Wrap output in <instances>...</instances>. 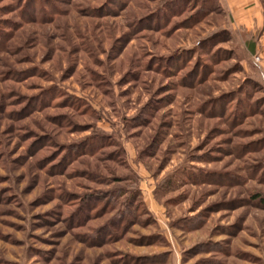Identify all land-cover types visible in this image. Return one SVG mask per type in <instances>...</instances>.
<instances>
[{
	"label": "rangeland",
	"instance_id": "1",
	"mask_svg": "<svg viewBox=\"0 0 264 264\" xmlns=\"http://www.w3.org/2000/svg\"><path fill=\"white\" fill-rule=\"evenodd\" d=\"M25 1L0 0V264H264V84L223 0Z\"/></svg>",
	"mask_w": 264,
	"mask_h": 264
},
{
	"label": "crops",
	"instance_id": "2",
	"mask_svg": "<svg viewBox=\"0 0 264 264\" xmlns=\"http://www.w3.org/2000/svg\"><path fill=\"white\" fill-rule=\"evenodd\" d=\"M220 1V0H219ZM221 3V2H220ZM235 29L254 42L249 55L264 58V10L260 0H223ZM264 78V63L256 64Z\"/></svg>",
	"mask_w": 264,
	"mask_h": 264
},
{
	"label": "trees",
	"instance_id": "3",
	"mask_svg": "<svg viewBox=\"0 0 264 264\" xmlns=\"http://www.w3.org/2000/svg\"><path fill=\"white\" fill-rule=\"evenodd\" d=\"M24 1L25 0H19V4L20 5H23V3H24ZM27 1H25V3H26ZM35 3H34V0H30L29 2H28V5L30 6H32V5H34ZM39 8L41 7V6H39V5H37ZM37 7V8H38ZM42 8V7H41ZM41 11H43V8L42 9H40ZM33 19V18H32ZM3 34H4V30H2L1 28H0V36L2 35L3 36ZM246 42V47H247V52L248 53H251L252 51H253V48H254V42H252L251 40H246L245 41ZM253 74V78H254V80L255 81H258V82H260V83H262V84H264V78H263V76H262V74H261V72L259 71V69L258 68H256L255 67V70L252 72ZM257 197H259V196H257ZM263 202H264V198L263 199H261Z\"/></svg>",
	"mask_w": 264,
	"mask_h": 264
},
{
	"label": "built area",
	"instance_id": "4",
	"mask_svg": "<svg viewBox=\"0 0 264 264\" xmlns=\"http://www.w3.org/2000/svg\"><path fill=\"white\" fill-rule=\"evenodd\" d=\"M253 61L255 62V63H257V64H262V63H264V58H262L261 56H259L258 54H255L254 56H253Z\"/></svg>",
	"mask_w": 264,
	"mask_h": 264
}]
</instances>
